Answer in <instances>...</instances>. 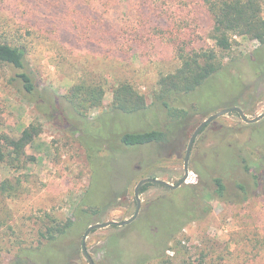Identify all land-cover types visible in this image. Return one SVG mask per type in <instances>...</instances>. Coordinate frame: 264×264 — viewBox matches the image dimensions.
Returning a JSON list of instances; mask_svg holds the SVG:
<instances>
[{
  "label": "rangeland",
  "instance_id": "obj_1",
  "mask_svg": "<svg viewBox=\"0 0 264 264\" xmlns=\"http://www.w3.org/2000/svg\"><path fill=\"white\" fill-rule=\"evenodd\" d=\"M206 12L203 0H0V36L28 47L32 67L42 86L52 90V97L66 95L73 85L83 81L101 85L103 100L95 103L89 114L90 119H95L113 104V91L120 81L133 84L150 106L159 91L160 79L176 73L182 67L183 56L214 48L212 24ZM233 41L231 51L218 53L224 62L245 57L259 45L252 35L235 36ZM223 88L218 86L221 94L210 103L207 97L201 102L202 110L196 109V101L190 104V117L174 125L168 147H141L117 164L123 168L131 161L135 179L127 196L108 208L97 223L132 218L136 212L135 188L140 180L154 176L176 185L184 178L185 155L196 129L226 109L220 108L223 104L239 96ZM237 101L250 119L263 115L264 78L260 83H251ZM154 113L145 120H135L145 126L159 116L163 122V114ZM31 124L38 125L41 131L26 149L27 157L14 165H9L7 156L0 159V183L8 180L11 186L21 184L18 193L11 188V192L0 194V264H10L23 246L37 245L40 232L52 220L64 222L72 218L90 184L86 153L75 138L55 128L27 96L9 87L7 81H0V136L17 140ZM263 126L264 119L247 124L238 114L230 113L201 132L193 147L186 185L213 193L214 179L222 178L229 198L205 199L201 191L192 194V202L205 213L178 233L165 257L153 258L147 264H264V178L246 202H242L240 189L245 186L253 190L251 174L256 167L252 164L247 171L246 160L250 164L264 160V154L254 147L264 142ZM258 130L262 133L256 135ZM256 137L263 140L259 143ZM3 151L7 153L4 147ZM149 158L151 165L147 163ZM202 163L206 165L201 166V171L208 177L197 171ZM110 177L107 174L106 178ZM203 178L207 179L202 181ZM164 194L168 191L155 186L140 198L145 206ZM183 197L175 193L170 201L181 202ZM155 218L154 209L135 228L111 226L92 232L86 241L89 255L95 264H130L125 254L128 246L137 242L136 236L120 240V252L124 251L120 261H115L112 238L133 229L144 238L150 236L151 222H159ZM141 252L144 256L151 254L145 247ZM74 258V264H89L83 252Z\"/></svg>",
  "mask_w": 264,
  "mask_h": 264
},
{
  "label": "trees",
  "instance_id": "obj_2",
  "mask_svg": "<svg viewBox=\"0 0 264 264\" xmlns=\"http://www.w3.org/2000/svg\"><path fill=\"white\" fill-rule=\"evenodd\" d=\"M203 1L206 14L212 24L210 37L215 42V47L203 53L183 56L182 67L176 73L160 79L159 91L150 106L146 96L133 84L120 81L113 91V104L95 119H90L89 114L94 104L103 100L105 92L101 85L83 81L73 85L66 95L52 97V90L42 86L40 77L32 67L28 47L18 44L8 36H0L2 72L0 81H7L9 87L27 96L55 128L69 132L84 149L91 170L90 184L77 202L72 218L64 222L52 220L47 228L40 232L41 240H38V244L20 248L10 264H74V257L83 252V236L87 228L97 223L108 208L116 206L127 196L128 189L135 179L131 161H128L123 168L117 166L124 157L131 156L133 150L141 147L152 145L168 147L172 141L174 125H180L190 117L192 112L190 104L196 101V109L202 110L201 102L206 97L210 103L215 96L221 94L218 86H224L226 93H230V90L234 93L238 92L239 96L220 107L228 109L241 106L237 98L244 96L251 83L262 82L264 0ZM249 35L254 36L259 43L252 53L242 58H232L228 62H224V58L219 57V52L227 53L232 50L235 36ZM150 113L156 115L162 113L163 122L159 116H157L159 119L150 121L151 123L145 126L140 124L141 121L135 120L138 118L145 120ZM161 126L165 129H160ZM40 131L38 125L31 124L23 130L17 140L5 135L0 136L2 137L0 141L7 150L4 154L0 144V159L7 156L9 165H14L23 157H27L26 149ZM260 132L262 133V130H258L259 134ZM261 139L257 138L259 143ZM261 146L264 148V142L254 145L264 154V149H260ZM246 161L247 171H250L252 164L255 165L256 171L251 174L250 188L253 190L240 186L242 202L248 201L255 195L254 190L260 188L264 178V160L256 164ZM147 163L152 164L151 158ZM107 174L111 177L106 178ZM202 177L208 175L204 172ZM204 179L207 178H203L202 181ZM155 186L168 191L166 198L154 200L149 205L150 209L148 208V213L155 209V220L159 221L157 224L160 225L154 237L156 249H152L151 254L145 256L142 254L134 262L135 264H147L153 258L165 257L169 244L177 238L178 233L190 222L199 219L201 213H205L200 206L192 202V194L195 196L201 191L205 199L206 197L221 200L229 198L227 185L222 178L214 179L213 193L202 191L197 185H185L178 190H171L161 185L147 184L141 188L140 195ZM20 187V183L15 187L11 186L10 181L5 180L0 183V194L11 192V188L18 193ZM175 193L183 194L181 202L170 201ZM107 195H109L108 199L102 201ZM139 222L140 219L136 222V226ZM154 225L153 222L152 226ZM153 232V228L148 230L149 241L153 240L151 237ZM111 245L116 248L115 261H120L122 259L120 253L124 252H120L117 241H112Z\"/></svg>",
  "mask_w": 264,
  "mask_h": 264
},
{
  "label": "water",
  "instance_id": "obj_3",
  "mask_svg": "<svg viewBox=\"0 0 264 264\" xmlns=\"http://www.w3.org/2000/svg\"><path fill=\"white\" fill-rule=\"evenodd\" d=\"M230 113H236L240 116V118L247 124H257L259 123L263 118H264V114L261 116H258L256 118H252L250 119L245 112L243 111V109H241L240 107H232V108H228V109H223L215 114H213L211 117H209L208 119H206L205 121H203L200 126L197 128V130L194 132L193 137L190 141L189 147H188V152H187V156H186V160H185V170H186V174L184 176V178L179 182V184L177 186H174L172 184H169L167 182H164L162 180H159L157 178H145L142 179L138 182L136 188H135V198L137 200L138 203V210H137V214L130 220H126L123 222H117V221H109V222H105V223H97V224H93L90 227H88V229L85 231L84 236H83V253L87 258V261L89 264H95L93 258L89 255L87 247H86V241L89 237V235L99 229H103V228H108L111 226H126L131 224L133 221L136 220V218L138 217L140 208H141V199H140V190L143 186L147 185V184H157V185H161L167 188H171V189H176L179 187H182V185L185 184L187 177H188V173H189V157L192 151V148L194 146L195 140L197 139V137L199 136V134L211 123H213L215 120H217L218 118L228 115Z\"/></svg>",
  "mask_w": 264,
  "mask_h": 264
},
{
  "label": "flooded vegetation",
  "instance_id": "obj_4",
  "mask_svg": "<svg viewBox=\"0 0 264 264\" xmlns=\"http://www.w3.org/2000/svg\"><path fill=\"white\" fill-rule=\"evenodd\" d=\"M264 119V118H263ZM263 119L261 120V121H263ZM260 121V122H261ZM263 128H264V126H263ZM263 128H262V130H263ZM197 130V129H196ZM201 134V133H200ZM199 134V135H200ZM256 135H259V133L258 132H256ZM193 137V136H192ZM192 139V138H191ZM191 141V140H190ZM196 141V140H195ZM190 144V143H189ZM195 144V143H194ZM189 147V146H188ZM194 147V146H193ZM192 151H193V148H192ZM192 151H191V154H190V157H189V164H190V161H191V156H192ZM187 152H188V148H187ZM187 152H186V155H185V160H186V156H187ZM203 164L204 163H202V164H199L200 166L197 168V171H200L199 172V174L202 176L204 173L201 171V166H203ZM204 165H206V164H204ZM207 167V166H206ZM188 169H189V167H188ZM206 169V168H205ZM185 172H186V170H185ZM189 174V173H188ZM188 178V177H187ZM183 179V178H182ZM179 184V182L176 184V185H174V186H177ZM187 184V180H186V182H185V184L184 185H182V187L183 186H185ZM167 188V187H166ZM181 187H179V188H176V189H171V188H169V189H171V190H178V189H180ZM167 196H165V194L164 195H162V196H158L155 200H157V199H160V198H166ZM141 199V198H140ZM154 201V200H153ZM153 201H151L149 204H147V205H145V206H143V204H141V208H140V211H139V214H138V217L136 218V220L135 221H133L131 224H129V225H126V226H122V228L123 227H127V226H133V228H135L136 227V222L140 219V222H139V224L140 223H143V221H144V216H146V215H148L149 213H148V208L150 209V207H149V205L153 202ZM141 203H142V201H141ZM135 204H136V212H135V214L133 215V217L137 214V210H138V203H137V200H136V198H135ZM143 211V212H142ZM142 212V213H141ZM146 213V214H145ZM132 217V218H133ZM132 218H130V219H132ZM129 219V220H130ZM154 222V224L155 225H157L156 223H155V221H153ZM153 222H151V224L153 223ZM153 226V233H152V236L151 237H153V240L152 241H149V236H147V237H143L142 235H141V233H139L137 230L135 231V229H133V231L132 232H130L129 234H127V235H121V236H114L113 238H112V240L111 241H113V240H116L117 241V243H118V245L119 246H121L120 244L122 243V241H120L121 239H122V237H126V236H128V235H133V236H136V239H137V242L134 244V245H132V246H128L129 247V250H127V253L125 254V256H126V258H128V259H130V264H135L134 262L137 260V258H140V256H142V252H141V249H143L144 247L145 248H147V249H149V250H152V249H156L155 248V243H156V241L154 240V237H155V235H157L156 234V231L158 232V229H159V227H158V229L156 228V226ZM115 227H120V226H115ZM156 240H157V236H156ZM123 247H125V246H123ZM122 247V248H123ZM126 248V247H125ZM132 248V249H131ZM124 252V251H123Z\"/></svg>",
  "mask_w": 264,
  "mask_h": 264
},
{
  "label": "built area",
  "instance_id": "obj_5",
  "mask_svg": "<svg viewBox=\"0 0 264 264\" xmlns=\"http://www.w3.org/2000/svg\"><path fill=\"white\" fill-rule=\"evenodd\" d=\"M187 180H189V178H187Z\"/></svg>",
  "mask_w": 264,
  "mask_h": 264
}]
</instances>
